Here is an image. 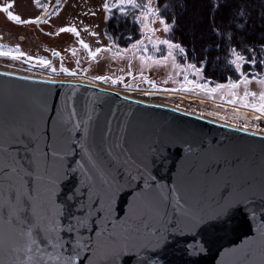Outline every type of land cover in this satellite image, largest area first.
<instances>
[{
    "label": "water",
    "instance_id": "water-1",
    "mask_svg": "<svg viewBox=\"0 0 264 264\" xmlns=\"http://www.w3.org/2000/svg\"><path fill=\"white\" fill-rule=\"evenodd\" d=\"M21 133L36 141L28 149L34 167L42 172L47 164L55 180L50 201L47 179L23 191L47 203L59 230H34L32 245L27 225L8 216L19 214L9 186L19 191L21 181L14 174L0 177V264H64L69 257L73 264H97L92 251L77 256V246L94 248L105 229L121 238L130 234L131 255L139 254L131 264H264V134L91 81L0 69V169L25 156L16 143ZM105 179L119 188L110 216L102 213V200L92 210ZM227 202L233 210L221 231L210 221ZM77 220L86 226L67 231ZM57 242L63 247L53 246Z\"/></svg>",
    "mask_w": 264,
    "mask_h": 264
},
{
    "label": "rangeland",
    "instance_id": "rangeland-1",
    "mask_svg": "<svg viewBox=\"0 0 264 264\" xmlns=\"http://www.w3.org/2000/svg\"><path fill=\"white\" fill-rule=\"evenodd\" d=\"M18 1V9L25 16L32 17L38 14L39 11L34 7L32 1L27 0L26 3L25 0ZM156 1L151 0V6L157 9ZM105 2L106 0H60L59 9L52 15L53 17L50 16V21L54 25L53 30L52 28L50 29L52 32L56 31L57 33L54 39L45 34L43 36L39 33L35 35L31 31H21L11 26V24H7L5 20H0V32H3L4 36L10 41L17 42L18 40L15 37L16 35L14 36V34H10L7 31L15 34L24 33L29 37L33 35V39H27L25 44H21L25 45L30 55L46 53L48 56H51V50L61 52L60 58L49 60L51 61V67L55 68L56 72H52L51 68H44L38 65L33 67L32 64L35 61L31 63H18L0 59V67L3 66L10 70L26 72L44 78L83 76L87 80L91 79L98 83H104L112 88L142 97H146L150 92H158L165 94V96L157 95L153 97L152 100H156V102L158 101L167 106L171 105L175 108H181L199 115H205L212 119L215 118L224 123L264 131V119H253V113L250 109L237 108L234 105L222 102L221 96H223L224 101L231 99L229 95L230 90L228 89H223L215 93L213 98H208L205 94H200L198 90L195 93L179 91L180 85L184 83V74H187L190 80L199 83H205L209 80H206V78L199 79V77L194 75V70L187 69L186 66L191 63L185 60V52L180 53L179 50H174L175 63L180 65V68H176L171 58L167 61L162 60V53L163 55L167 54L166 46L160 45L162 52H157L152 48L149 40L154 43L159 40L169 39V32L165 33L164 26L160 24V19H163L160 15L157 17H149L146 20H142L141 23H138V26H140V39L133 40V38L131 43L128 44L126 42L125 47H120L117 43H114L112 38H109L107 35V26L110 20L106 22L105 19L106 13L103 9ZM138 15H140V12ZM202 20L203 16L194 17V21L190 20L189 29L191 34L196 32L197 25ZM150 21L153 22L150 23ZM144 25L148 26L145 27ZM62 27H76L80 33L79 38L89 44L91 50L97 48L109 50L101 51L95 59H92L88 54V50L80 46L74 35L59 32V29ZM93 33L96 35H92ZM139 40L144 41L148 48L147 52L135 49L125 52L119 51L120 49H131V45ZM45 46H51V49L45 50ZM73 50L75 51V55L72 54ZM141 56L145 57L143 63L140 59ZM149 56L161 60V63H154L153 60L148 59ZM61 67L67 69L68 73H74V75L60 71ZM202 75L204 77L203 73ZM97 77H109V80L103 81L96 79ZM112 79H116L117 83L112 84ZM239 79L233 81L238 82ZM146 80L154 83L156 88L153 89L152 84L145 82ZM249 81L247 85L241 84L238 89L231 91L237 92L238 96L241 97L244 95L245 90L255 93V97L249 96L248 98L251 103L257 101L260 93L264 92V84L259 83V81H264V77H249ZM215 84L217 83L210 81L209 87H214ZM172 89H176L177 91H171ZM237 104H239V101H237Z\"/></svg>",
    "mask_w": 264,
    "mask_h": 264
},
{
    "label": "snow or ice",
    "instance_id": "snow-or-ice-1",
    "mask_svg": "<svg viewBox=\"0 0 264 264\" xmlns=\"http://www.w3.org/2000/svg\"><path fill=\"white\" fill-rule=\"evenodd\" d=\"M34 2L36 6H41V0H34ZM209 3L211 5V10L215 11L217 14L223 11L224 9L229 8V0H209ZM13 7L14 5L11 3L7 4L6 6L0 7V12L5 13L9 21L15 22L17 25H38L42 22L41 18H37L34 20H22L19 15L13 14V12L10 11V9ZM103 9L106 13V22L116 17L117 14L120 17L127 18L130 10H141L140 15L136 17L137 23H141L142 20H146L149 17H157L159 15L158 9L153 8L151 6V0H115V2H113V0H106L103 5ZM246 14V10L243 7L237 6L236 11L234 13H230L229 16L225 17V20L231 21V23L227 24L226 27H224L223 29L217 28L215 16L211 18V23L209 26L213 29V33L215 35L220 36L222 39L234 40L237 34L242 35L245 33V30L247 28V20L245 19ZM151 22L153 21H150V23ZM160 24L164 26L165 33L170 31V26L165 22L164 19H160ZM144 26L147 27L148 25ZM59 32L70 33L74 35L77 38L80 46L85 50H88V54L92 59H95L97 54L101 51L109 50L101 48L91 50L89 44H87L83 39L79 38L80 33L78 32L76 27H62L59 29ZM92 35L96 34L93 33ZM149 43H151L152 48L157 52H162L160 45L166 46L167 54L163 55L162 53V60L167 61L169 58H171L173 61V65L176 68H180V65L175 63L174 56V50H179L180 53L185 52V49L180 44L173 43L169 39L159 40L154 43L149 40ZM262 47H264V45H262ZM133 49L142 50L144 52L148 51V48L143 40H139L136 43H133L131 45V49H120L119 51L125 52ZM254 50L255 49L252 48L248 49V51ZM72 54L75 55L74 50ZM52 55L59 56V53L53 52ZM231 55L234 57V59L229 60L228 63L234 68L235 73L238 74V76L240 77L238 82H234L232 78L229 77L228 82L226 84L217 83L214 87H209L210 81H207L205 83H199L190 80L188 75L184 74V83L180 85L179 91H182L184 93H195L198 90L200 94H205L208 98H213L215 93L220 92L223 89H228L230 90L229 95L231 96V99L224 101L223 96H221L223 103L234 105L237 108L242 107L245 109H250L253 113V119H264V92L260 93L257 101L250 103L248 98L249 96L255 97V93H251L245 90L244 95L241 97L238 96L237 92L231 91L238 89L241 84L247 85L250 82L248 75H246L244 72V65L251 64L252 66H255V58L253 57L249 60L240 51H238L236 47L231 48ZM0 57H6L13 61L20 60L23 57L24 63H31L32 61H35V63L32 64L33 67L38 65L44 68H51L52 72H56V69L51 67V61L44 58L28 56L24 52H22L19 47L7 48L4 45H0ZM140 59L143 63L145 57L141 56ZM148 59L153 60V62L157 64L161 63V60L155 59L151 56H149ZM205 66L206 62H202L200 67H197V65L195 64H188L186 67L187 69L194 70V75L199 77V79H205L202 75ZM60 71L68 73V70L63 67H61ZM68 74L74 75V73ZM141 78L143 79V77ZM96 79L108 81L109 77H97ZM145 82L151 83L153 89L156 88V85L151 81L146 80ZM111 83L116 84L117 80L112 79ZM165 83H167V81H165ZM259 83L264 84V81H259ZM171 91L177 90L172 89ZM237 101H239V104H237ZM243 130L247 131V128L245 127L243 128ZM16 143L23 146L25 150V156L19 160V164H17L16 159H13L12 167L10 169H0V177L11 176L14 174L21 181V187L19 191L11 192L12 186H9L10 199L18 202V204L20 205V207L17 209V212L19 213L18 215H14L11 211H9V221L15 219L18 223L27 225V231L25 234L30 239L33 235L34 230L36 231L37 235H39L41 230L49 233H55L59 230L58 225L56 219L50 216L47 203L37 202L34 199L31 191H29L28 193H25L23 191L24 187L31 188L34 181L47 179L52 185L48 195V200L50 201L52 194H54L55 192V180L49 174V168L47 164L45 165L42 172L39 171L36 167H34L35 157L31 152L28 151V149L36 143V141H33L32 135L28 133H21V137L16 141ZM154 147L155 151L159 152L161 147H163V144H159ZM190 150L191 149L189 148V151ZM2 151H5V149L0 146V152ZM33 151H35L34 148ZM58 155V153L53 152V159H55ZM45 156L47 157L48 154L45 153ZM129 179L131 181L134 180L135 177L130 176ZM0 183H2V181H0ZM103 183L105 185L103 197H98L97 201L93 202L92 210L95 211V205L102 200L104 206L101 211L102 213H107L110 216L112 212V204L113 201L116 199L119 188L117 186H114L112 182L107 179H105ZM71 198L72 197H69V199ZM232 210V202L224 203L221 206L220 211L213 215V219L210 221L211 226L221 231L227 230L229 228V223L231 219L230 213ZM3 213L4 209L0 208V215H3ZM251 215L253 216V218L255 217V210H253ZM261 219L262 221H264V215L261 216ZM85 226L86 225L83 220H77L76 224L70 226L67 231L73 232L76 230V228ZM261 226L262 228H264V224H262ZM104 232H107V229H105ZM104 232L97 233V235L100 236L101 239L95 242L94 248H89L87 242H81L80 244H78L76 255H79V251L81 249L86 251H92L94 261L97 262V264H124V258L126 256L129 257L128 264H131L132 259L138 257V253L136 254V256L131 255L134 252L135 246H130L128 243H126V241L130 239V234L121 238L120 236L112 232H107V237L105 238ZM47 242L48 241H42V243ZM31 244L36 245L37 241L35 239H31ZM53 246H58L61 248L63 247V245L59 244L58 242L53 244ZM25 252L28 255L29 260H31V253L33 252V248L31 246H28L26 247ZM21 264H23V262H21ZM64 264H73L72 258L69 257V259L64 262Z\"/></svg>",
    "mask_w": 264,
    "mask_h": 264
},
{
    "label": "trees",
    "instance_id": "trees-1",
    "mask_svg": "<svg viewBox=\"0 0 264 264\" xmlns=\"http://www.w3.org/2000/svg\"><path fill=\"white\" fill-rule=\"evenodd\" d=\"M156 3L159 15L170 26L169 40L185 49L186 56L182 55L185 60L197 67L206 62L203 69L206 80L223 84L228 82L229 77L232 80L240 78L228 63L234 59L231 55L232 47H236L249 60L255 58V66L244 65V72L248 77H264V0H229V8L218 14L211 10L209 0H157ZM237 6L243 7L247 13L245 33L237 34L234 40L215 35L209 26L211 18L215 16L216 27L223 29L231 23L225 17L234 13ZM140 11L130 10L127 18L117 14L110 19L107 35L118 46L125 47L126 42L129 44L140 39V26L136 22ZM200 16H203V20L198 23L196 32L191 34L189 22ZM130 37L132 38L129 40ZM249 48L255 50L248 51Z\"/></svg>",
    "mask_w": 264,
    "mask_h": 264
},
{
    "label": "flooded vegetation",
    "instance_id": "flooded-vegetation-1",
    "mask_svg": "<svg viewBox=\"0 0 264 264\" xmlns=\"http://www.w3.org/2000/svg\"><path fill=\"white\" fill-rule=\"evenodd\" d=\"M28 1H32L34 3V7L37 8V10L39 11L37 15L35 16H32V17H28V16H25L23 14V12L18 9V0H0V7H3V6H6L7 4L11 3L14 5L13 8L10 9V11L13 12V14H16V15H19L21 17L22 20H34V19H37V18H41V23H39L38 25L37 24H20V25H17L15 22H12V21H9L7 19V15L3 12H0V20H5V22H7V24H11V26L13 27H16L18 29H20L21 31H31L33 32L35 35L37 33H39L40 35L42 34L44 36L45 35H48L50 36L52 39L55 38V35L57 34L56 31L55 32H52L53 30V23L50 21L52 15H54V13L56 12V10L59 9V5H60V0L58 2V0H41V6H36L34 0H28ZM27 2V0H25V3ZM53 17V16H52ZM46 21V22H44ZM52 28V30L50 29ZM8 33L10 34H14V36L17 38V42H13V41H10L9 39L6 38V36H4V33L3 32H0V45H4L6 46L7 48H16V47H19L20 50L22 52H24L26 55L28 56H32V57H39V58H44V59H47V60H55L56 58H60L61 57V52L59 51H54V50H51V56H48L46 53L43 54V53H37V54H33V55H30L27 50V48L25 47V45H21V44H25V41L28 39L30 40V38H32V36H28L24 33L20 34V33H13V32H9L7 31ZM54 33V34H52ZM33 39V38H32ZM45 50H49L51 49L50 47L51 46H45ZM53 52H58L59 53V56H53L52 53ZM0 59H4V60H7V61H10L12 62L13 60L9 59V58H6V57H0ZM15 62H18V63H23V57L20 59V60H16ZM34 62V61H32Z\"/></svg>",
    "mask_w": 264,
    "mask_h": 264
},
{
    "label": "bare ground",
    "instance_id": "bare-ground-1",
    "mask_svg": "<svg viewBox=\"0 0 264 264\" xmlns=\"http://www.w3.org/2000/svg\"><path fill=\"white\" fill-rule=\"evenodd\" d=\"M0 69H4V70H6V71H9V72H14V73H16V74H19V75H27V76H33V77H35V76H38V75H31V74H29V73H26V72H20V71H17V70H10V69H7L6 67H3V66H1L0 67ZM39 77H42V76H39ZM52 79H61V80H74V81H79L80 79H82V80H84V81H91V82H93V83H96V84H98V85H100V86H102V87H105V88H109V89H114V90H117V91H119V92H122V93H126L128 96H130V97H132V98H134V99H137V100H140V101H143V102H149V103H152V104H155V105H158V104H160V105H165V104H163V103H161V102H156V100H152V98L150 99V98H148V96H146V97H142V96H139V95H134V94H131V93H129V92H123V91H121V90H118V89H115V88H112V87H110V86H107V85H105L104 83H98V82H96V81H94V80H87L86 78H84L83 76H79V77H57V78H52ZM151 93V92H150ZM155 94H157V95H159V96H165V94H162V93H155ZM156 95V96H157ZM155 96V97H156ZM167 106V105H166ZM174 107V106H173ZM178 109V108H177ZM181 109V108H180ZM179 109V110H180ZM183 110V109H182ZM210 120H216V121H219V120H217V119H212V118H209ZM219 122H221V121H219ZM224 123V122H223ZM229 124V123H228ZM232 125V124H231ZM234 127H239V128H241V129H243V128H245V127H242V126H240V125H233ZM245 131V130H244ZM247 131H249V132H254V133H261V134H264V131H261V130H256V129H252V128H247Z\"/></svg>",
    "mask_w": 264,
    "mask_h": 264
}]
</instances>
